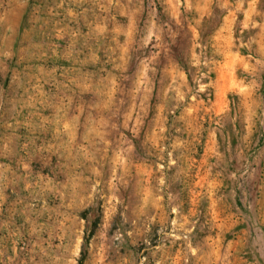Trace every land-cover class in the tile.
<instances>
[{
	"label": "rangeland",
	"instance_id": "rangeland-1",
	"mask_svg": "<svg viewBox=\"0 0 264 264\" xmlns=\"http://www.w3.org/2000/svg\"><path fill=\"white\" fill-rule=\"evenodd\" d=\"M0 264H264V0H0Z\"/></svg>",
	"mask_w": 264,
	"mask_h": 264
}]
</instances>
